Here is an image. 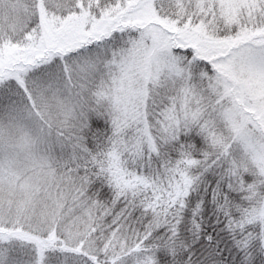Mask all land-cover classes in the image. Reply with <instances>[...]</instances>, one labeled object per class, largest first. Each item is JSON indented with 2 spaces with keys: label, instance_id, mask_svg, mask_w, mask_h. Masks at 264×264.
<instances>
[{
  "label": "snow or ice",
  "instance_id": "obj_1",
  "mask_svg": "<svg viewBox=\"0 0 264 264\" xmlns=\"http://www.w3.org/2000/svg\"><path fill=\"white\" fill-rule=\"evenodd\" d=\"M0 264H264V0H0Z\"/></svg>",
  "mask_w": 264,
  "mask_h": 264
}]
</instances>
